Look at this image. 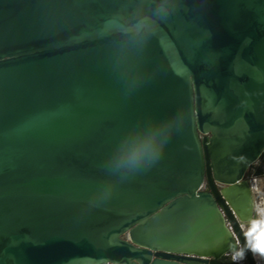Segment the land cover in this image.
I'll return each mask as SVG.
<instances>
[{
	"label": "water",
	"instance_id": "95a60500",
	"mask_svg": "<svg viewBox=\"0 0 264 264\" xmlns=\"http://www.w3.org/2000/svg\"><path fill=\"white\" fill-rule=\"evenodd\" d=\"M263 154L264 0H0V264H262Z\"/></svg>",
	"mask_w": 264,
	"mask_h": 264
},
{
	"label": "rangeland",
	"instance_id": "374dc122",
	"mask_svg": "<svg viewBox=\"0 0 264 264\" xmlns=\"http://www.w3.org/2000/svg\"><path fill=\"white\" fill-rule=\"evenodd\" d=\"M263 163L264 157L260 159V161L256 164V167L261 166ZM258 179L260 180L262 189L264 191V176L258 177ZM263 221V217L258 216V218L255 219V222L246 228V234L248 240L251 242L254 255L256 259L262 264H264V249L259 237L262 231Z\"/></svg>",
	"mask_w": 264,
	"mask_h": 264
},
{
	"label": "built area",
	"instance_id": "2783aa9c",
	"mask_svg": "<svg viewBox=\"0 0 264 264\" xmlns=\"http://www.w3.org/2000/svg\"><path fill=\"white\" fill-rule=\"evenodd\" d=\"M257 164V163H256ZM256 164L253 165L256 167ZM258 167H261L262 170L264 171V163L261 165V166H258ZM257 168V167H256ZM256 168L253 169V171L256 170ZM250 173V172H249ZM251 178H253L254 180H257L258 177H256L255 175L251 174L250 175ZM258 216H260V210H258V215H257V218ZM263 220H264V216H263ZM227 226L229 227V229L233 232V229L230 225V223H227ZM260 242L262 245H264V221H263V225H262V231H261V234H260ZM249 244L251 246V242L249 241ZM252 248V246H251ZM253 250V248H252ZM254 252V251H253ZM225 258H227L228 260H230L232 263H238V264H243L247 261V258H246V254L241 246V244H239V251L236 252V253H230V254H226L225 255Z\"/></svg>",
	"mask_w": 264,
	"mask_h": 264
},
{
	"label": "crops",
	"instance_id": "0c3cea01",
	"mask_svg": "<svg viewBox=\"0 0 264 264\" xmlns=\"http://www.w3.org/2000/svg\"><path fill=\"white\" fill-rule=\"evenodd\" d=\"M255 192L259 195V198H260V204H261V206L259 207L260 217H263L264 216V191L262 189V184L258 178L256 180Z\"/></svg>",
	"mask_w": 264,
	"mask_h": 264
},
{
	"label": "trees",
	"instance_id": "16d2710c",
	"mask_svg": "<svg viewBox=\"0 0 264 264\" xmlns=\"http://www.w3.org/2000/svg\"><path fill=\"white\" fill-rule=\"evenodd\" d=\"M264 157V154L262 156V158ZM256 168L255 166H252L250 168V175L253 174L255 175L256 177H262L264 176V171L262 170L261 167H257L255 171H253V169ZM263 249H264V245H263Z\"/></svg>",
	"mask_w": 264,
	"mask_h": 264
},
{
	"label": "flooded vegetation",
	"instance_id": "af4514ba",
	"mask_svg": "<svg viewBox=\"0 0 264 264\" xmlns=\"http://www.w3.org/2000/svg\"><path fill=\"white\" fill-rule=\"evenodd\" d=\"M249 175H250V173H249Z\"/></svg>",
	"mask_w": 264,
	"mask_h": 264
}]
</instances>
